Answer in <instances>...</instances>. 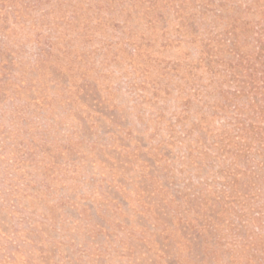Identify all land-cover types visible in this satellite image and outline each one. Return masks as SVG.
Here are the masks:
<instances>
[{"label": "rangeland", "instance_id": "1", "mask_svg": "<svg viewBox=\"0 0 264 264\" xmlns=\"http://www.w3.org/2000/svg\"><path fill=\"white\" fill-rule=\"evenodd\" d=\"M235 1L241 8H228L224 16L209 14L213 35L218 26L236 18H250L257 28L264 22V0ZM245 4H252V10L247 12ZM160 28L158 24L155 30ZM123 29L127 30L111 28L118 33ZM12 34L15 53L9 51L6 38L4 44L0 42L1 52L18 59L0 62V264H264V190L249 203L220 204L222 218L213 221L202 217L210 214L202 205L193 201L191 207L187 196L178 191L186 186L200 194L210 192L206 180L218 176L215 152L206 155L196 150L185 160L187 150L177 128L184 124L194 129L192 120L199 107L207 109L201 96L210 103L233 96L230 90L237 82L227 80L225 65L218 66L223 71L213 75L218 78L213 82L207 73L197 80L207 86L204 94L195 95L191 79L202 75L205 62L192 71L197 75L193 78L178 81L177 74L203 57L201 45L173 41L161 46L159 39L149 48L159 58L156 62L149 63L145 57L135 60L128 51L111 48L106 59L99 54L94 61L91 52L71 70L62 67L65 74L54 79L46 67L30 62L33 48L25 42L26 32ZM140 34V29L134 30L132 39ZM217 38L214 54L226 60L230 54ZM162 58L176 59L181 65L168 71ZM186 97H191L192 114L172 126L169 117L185 108ZM92 98L102 100L106 111L88 108ZM234 100L240 105L248 102L247 96ZM242 109L247 114L248 106ZM98 112L112 113L120 122L114 126ZM223 120V116L209 117L204 126L219 131ZM200 131L209 138L205 129H196L194 138ZM182 134L191 136L185 130ZM139 139L142 157L153 156L147 151L151 146L157 157L161 145L171 151L166 164L155 160L161 174L154 180L147 177L146 163L136 150H130ZM191 177L195 181L189 184ZM145 178L149 190L152 181L162 188L166 179L169 186L158 196L144 197L139 189ZM199 178L204 181L198 183ZM214 183L220 191L221 185ZM219 194L226 199V193ZM161 197L173 201L163 208ZM256 243L261 244V252L254 248Z\"/></svg>", "mask_w": 264, "mask_h": 264}, {"label": "trees", "instance_id": "2", "mask_svg": "<svg viewBox=\"0 0 264 264\" xmlns=\"http://www.w3.org/2000/svg\"><path fill=\"white\" fill-rule=\"evenodd\" d=\"M236 5L235 0L232 2L230 0H0V42L4 44L3 38H6L9 51L15 53L13 50L16 49L17 42L12 39L11 34L19 30L21 32L23 29L26 32L25 42H30L33 48L29 55L30 62L37 64L39 68L46 67L54 79L62 78L61 72L65 74L62 67L68 65L67 70H71L74 64L88 58L87 54L90 55L91 52L95 53L94 61L97 60L95 58L97 55L105 56L111 48H116L128 51L131 58L135 60H143L145 57L147 62L153 63L159 58L149 48L159 39L161 46H166L173 41L178 44L199 42L203 57L197 58L188 71L178 73V81H183L188 76L191 78L197 76L196 73L191 75L192 71L199 68V62H205L206 68L202 75H198L197 79H191L195 95L204 94L206 90L204 91L203 87L207 86L203 84V81L198 83L196 81L203 79L206 73L211 82L218 79H214L213 75L223 71L218 68L219 65H225L224 70H228L230 76L227 80L236 81L237 86L235 90H230L233 96L226 95L224 100L217 99L210 103L204 99V96H201L200 99L204 100L201 105H207L205 107L207 109L203 110V107H199L198 115L192 120L194 129L186 128L184 124L180 126L181 129L177 128L183 140V147L187 150L184 153L185 160L196 150L206 155H212L215 152L214 156L218 160L213 163L215 166L218 165L215 170L218 176L206 180V184L210 185L208 186L211 189L210 192L208 190L200 194L194 189L187 190L186 186L179 188L178 191L187 196V203L191 207L194 201V204L202 205L204 212H210V214L203 215V218L211 221L221 220L222 214L218 212L220 204L225 205L234 201L249 203L252 196H261L264 190V22L257 28L256 24L251 25L250 18H236L215 28V35H213L214 28L209 27L207 23L210 19L209 14L213 17L224 16L225 10L236 8ZM251 5L246 6L245 4L247 12L252 10ZM237 6L241 8L242 4ZM164 17H167V22L172 24L165 25L167 22L161 21ZM238 20H240L239 23ZM158 24L162 25L160 32L155 30ZM114 27H123L127 30L123 29L119 33L113 32L111 28L114 29ZM137 29L141 30V34L137 39H132V33ZM215 38L218 43L222 42L226 46V51L230 54L226 60L215 56L217 52L213 45ZM103 58L106 59V56ZM4 59L5 64L18 60L11 57L10 53L0 51V62ZM64 59L67 60L63 61ZM103 61L100 60L99 63ZM160 61L165 62L164 68L168 71L177 70L181 65L176 59L162 58ZM236 91L239 94H236ZM252 92L253 94H249ZM236 96H247L248 102L240 105L234 100ZM101 102L102 100L98 98H92L87 107L95 106L96 109L101 108L106 111V106ZM98 105L101 106L98 107ZM182 105L185 108L172 113L169 117L172 126L182 123L192 114L191 97L184 98ZM246 105L248 111L246 110L247 114H244L245 111L242 108ZM108 113L99 114L116 126L120 120L114 114ZM160 116L163 117V113ZM220 116H223L224 120L221 123L222 129L219 131L212 130L207 125L204 126V120H208L209 117L214 120ZM79 121L81 122L82 119ZM83 125L85 126L84 123ZM202 128L205 129L206 134H209V138H204V133L201 134L203 131H200L198 139H204H201L202 144L200 145L194 135L196 129L203 130ZM85 130L88 128L85 127ZM177 130L172 129L174 133ZM184 130L190 132L191 136L182 134ZM129 131L131 135V129ZM169 137L174 136L169 134ZM141 140L139 139L137 145L131 147L130 150H136L142 162L146 163V174L148 175L146 176L149 180H154L155 176L157 178L161 174V171L154 166L155 160L166 164L171 151L168 147L161 145L163 147L159 148L162 152L157 157L158 152L156 154L152 152L151 146L147 151L153 156L142 157ZM167 141L171 143L173 140ZM211 147L215 151L210 150ZM152 157L154 160H151ZM181 171H184L183 167ZM146 180L145 178L141 182L139 189L141 196L144 197L147 194L158 196L162 189L169 186L166 179L162 180V188L155 186V182L152 181L154 186L152 190H149L150 186L146 184ZM194 181L191 177L188 183L192 184ZM200 181L204 179L199 178L198 183ZM210 182H213V185ZM214 182L221 185L220 191ZM235 184H238V188H235ZM219 193H226V199ZM179 194L173 196L178 197ZM166 199L161 197L158 200L163 208H167L166 205L173 201ZM177 202L180 205V200ZM143 205L147 204L143 201ZM199 216L198 213L197 217ZM198 218L196 220L201 221ZM198 238L199 236L197 240ZM198 241L200 242V239ZM197 244L200 247L201 243ZM254 248L257 252H261L262 246L256 243Z\"/></svg>", "mask_w": 264, "mask_h": 264}]
</instances>
